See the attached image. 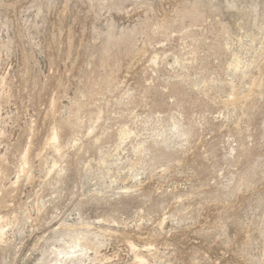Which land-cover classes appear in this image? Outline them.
Listing matches in <instances>:
<instances>
[{
	"label": "rangeland",
	"instance_id": "obj_1",
	"mask_svg": "<svg viewBox=\"0 0 264 264\" xmlns=\"http://www.w3.org/2000/svg\"><path fill=\"white\" fill-rule=\"evenodd\" d=\"M0 216V264H264V0H0Z\"/></svg>",
	"mask_w": 264,
	"mask_h": 264
},
{
	"label": "bare ground",
	"instance_id": "obj_2",
	"mask_svg": "<svg viewBox=\"0 0 264 264\" xmlns=\"http://www.w3.org/2000/svg\"><path fill=\"white\" fill-rule=\"evenodd\" d=\"M49 144H51V145H53L54 147H57L56 146V135H55V133H53L51 136H50V138H49V142H48ZM48 144V145H49ZM26 158H23L22 160H21V162H20V168L21 169H23L24 168V165L26 164V160H25ZM8 226V223L6 222V220L5 219H3L1 216H0V240H2L3 238H4V235H5V233H6V231H5V228ZM134 244V243H133ZM132 244V242L131 243H129L128 242V244L127 245H125L127 248H126V250L129 252V253H131V255H133L134 257H136V258H138L139 259V262L141 263V264H147V259H145L144 258V256H143V251H139V250H137L135 247L136 246H134ZM127 253V252H126ZM136 260V259H135Z\"/></svg>",
	"mask_w": 264,
	"mask_h": 264
}]
</instances>
